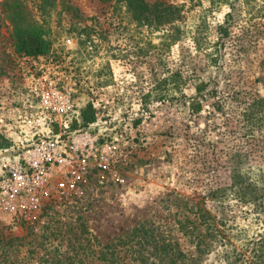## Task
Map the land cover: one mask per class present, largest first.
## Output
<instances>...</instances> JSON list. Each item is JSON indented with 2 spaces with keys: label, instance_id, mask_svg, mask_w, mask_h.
Returning <instances> with one entry per match:
<instances>
[{
  "label": "rangeland",
  "instance_id": "374dc122",
  "mask_svg": "<svg viewBox=\"0 0 264 264\" xmlns=\"http://www.w3.org/2000/svg\"><path fill=\"white\" fill-rule=\"evenodd\" d=\"M144 1L135 15L118 0H57L37 57L16 52L0 11V264H136L131 245L118 263L99 256L144 222L198 264H226L230 246L264 264V201L229 189L235 168L264 186V0ZM43 83L72 91L68 113L41 118ZM40 139L61 159L34 189L5 187ZM198 207L218 232L201 254L178 229Z\"/></svg>",
  "mask_w": 264,
  "mask_h": 264
},
{
  "label": "trees",
  "instance_id": "16d2710c",
  "mask_svg": "<svg viewBox=\"0 0 264 264\" xmlns=\"http://www.w3.org/2000/svg\"><path fill=\"white\" fill-rule=\"evenodd\" d=\"M56 2L57 0H0V11L5 14L12 27L13 45L16 52L33 57L46 55L50 52L52 47L51 27L46 18L50 17L56 9ZM118 2L126 3L135 15L143 14L142 12L146 10L150 11L147 3L144 4V0H118ZM220 30L224 33L228 32L224 26H220ZM203 87L204 85H198L197 90L202 92ZM191 109L194 112L201 111L202 102H193ZM81 115V121L75 120L74 124L81 128L87 127L94 120L92 104L83 109ZM229 189L233 190L243 202L256 204L259 201H264V186L259 187L253 183L250 178L242 174L240 169L236 170L235 168ZM192 212L194 219L185 213L183 218L178 219V229L183 232L185 237L191 239V244L194 242L198 254H201L209 246L207 238L218 232L214 228L215 223L210 221L209 211L198 207L197 211ZM157 235L155 227L147 222L141 223L133 228L132 236L107 243L101 247L99 258L107 262L118 263L122 260L120 248L124 247L123 245H131L134 251L132 260L136 264H198L199 256L182 249L178 240H170L165 235L162 237ZM230 247L231 250L223 258L226 264L252 263L244 253L238 251L234 246Z\"/></svg>",
  "mask_w": 264,
  "mask_h": 264
},
{
  "label": "built area",
  "instance_id": "2783aa9c",
  "mask_svg": "<svg viewBox=\"0 0 264 264\" xmlns=\"http://www.w3.org/2000/svg\"><path fill=\"white\" fill-rule=\"evenodd\" d=\"M48 87L42 84L39 93L42 110L37 113L42 115V119H46L52 113L60 115L68 113L73 106L72 91L58 84ZM40 126L44 127L42 123ZM64 126L67 128L68 123L65 122ZM28 147L23 153V163L10 167L9 176L4 180V186L13 191L17 190L18 186L34 189L47 176L46 165L61 159L58 147L47 139L35 141Z\"/></svg>",
  "mask_w": 264,
  "mask_h": 264
}]
</instances>
